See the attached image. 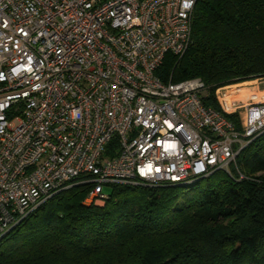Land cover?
<instances>
[{"label":"built area","instance_id":"2783aa9c","mask_svg":"<svg viewBox=\"0 0 264 264\" xmlns=\"http://www.w3.org/2000/svg\"><path fill=\"white\" fill-rule=\"evenodd\" d=\"M197 1L0 0V239L78 183L91 205L113 186L186 187L237 167L264 133V97L218 110L200 78L156 75L188 50Z\"/></svg>","mask_w":264,"mask_h":264},{"label":"trees","instance_id":"16d2710c","mask_svg":"<svg viewBox=\"0 0 264 264\" xmlns=\"http://www.w3.org/2000/svg\"><path fill=\"white\" fill-rule=\"evenodd\" d=\"M156 75L200 78L220 110L218 87L264 77V0H198L188 50ZM236 166L186 187L113 186L104 206L73 185L0 239V264H264V133Z\"/></svg>","mask_w":264,"mask_h":264},{"label":"rangeland","instance_id":"374dc122","mask_svg":"<svg viewBox=\"0 0 264 264\" xmlns=\"http://www.w3.org/2000/svg\"><path fill=\"white\" fill-rule=\"evenodd\" d=\"M252 86V89H249V87ZM219 88V87H218ZM222 88V89H221ZM236 89L241 92L240 94L230 97V94H232V91ZM216 92V90H215ZM226 93L223 95V93ZM253 94V96L255 97L254 101H258L261 99V97H264V77H260V78H253V79H248V80H236L233 81L232 83H228L225 85L220 86V90L218 92H216V100L217 102L219 101H228V105H229V101L233 99H237V100H241V99H245L246 97H248V95ZM226 95V96H225ZM242 113V110H240ZM96 206H104L105 202H97L96 204H94Z\"/></svg>","mask_w":264,"mask_h":264},{"label":"water","instance_id":"95a60500","mask_svg":"<svg viewBox=\"0 0 264 264\" xmlns=\"http://www.w3.org/2000/svg\"><path fill=\"white\" fill-rule=\"evenodd\" d=\"M200 96L202 97V99H207V97H208V91H207V90L203 91V92L200 94Z\"/></svg>","mask_w":264,"mask_h":264},{"label":"crops","instance_id":"0c3cea01","mask_svg":"<svg viewBox=\"0 0 264 264\" xmlns=\"http://www.w3.org/2000/svg\"><path fill=\"white\" fill-rule=\"evenodd\" d=\"M253 88V87H252Z\"/></svg>","mask_w":264,"mask_h":264}]
</instances>
